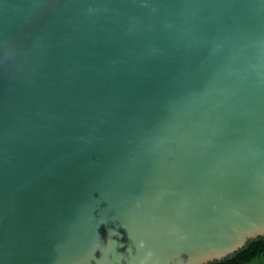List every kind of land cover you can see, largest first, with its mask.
I'll list each match as a JSON object with an SVG mask.
<instances>
[{
    "label": "water",
    "instance_id": "water-1",
    "mask_svg": "<svg viewBox=\"0 0 264 264\" xmlns=\"http://www.w3.org/2000/svg\"><path fill=\"white\" fill-rule=\"evenodd\" d=\"M262 236L264 0H0V264Z\"/></svg>",
    "mask_w": 264,
    "mask_h": 264
},
{
    "label": "trees",
    "instance_id": "trees-1",
    "mask_svg": "<svg viewBox=\"0 0 264 264\" xmlns=\"http://www.w3.org/2000/svg\"><path fill=\"white\" fill-rule=\"evenodd\" d=\"M210 264H264V236L250 241L232 257Z\"/></svg>",
    "mask_w": 264,
    "mask_h": 264
},
{
    "label": "clouds",
    "instance_id": "clouds-1",
    "mask_svg": "<svg viewBox=\"0 0 264 264\" xmlns=\"http://www.w3.org/2000/svg\"><path fill=\"white\" fill-rule=\"evenodd\" d=\"M139 247H141V248L144 247V244H143L142 241L140 242ZM151 255H152L151 252L147 253V256L150 257ZM211 259H212L211 256H207V257L202 258V260H190L189 261V264H203V261H208V260H211ZM140 264H145V261L144 260H141L140 261Z\"/></svg>",
    "mask_w": 264,
    "mask_h": 264
}]
</instances>
